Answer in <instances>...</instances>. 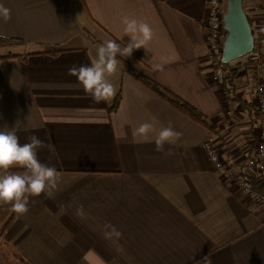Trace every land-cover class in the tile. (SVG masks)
<instances>
[{"label": "crops", "instance_id": "obj_1", "mask_svg": "<svg viewBox=\"0 0 264 264\" xmlns=\"http://www.w3.org/2000/svg\"><path fill=\"white\" fill-rule=\"evenodd\" d=\"M0 3L11 10L10 20L0 18V38L8 40L0 58L21 56L0 59V127L16 126L21 144L38 136L47 145L38 159L59 176V190L30 197L29 211L0 238V264H264V210L236 182L222 180L205 148L219 147L234 170L249 168L258 67L232 63L231 94L215 82L206 0ZM260 8L261 0H244L251 20ZM125 17L148 23L153 36L130 57L117 56V70L107 76L116 94L97 103L68 69L95 62L105 40L125 46ZM126 65L193 105L207 125ZM225 101L235 111L229 128L217 118ZM145 122L153 131L134 135ZM169 125L182 133L165 145L173 155L155 151ZM81 205L83 217L76 214ZM107 225L122 237L105 238Z\"/></svg>", "mask_w": 264, "mask_h": 264}, {"label": "clouds", "instance_id": "obj_2", "mask_svg": "<svg viewBox=\"0 0 264 264\" xmlns=\"http://www.w3.org/2000/svg\"><path fill=\"white\" fill-rule=\"evenodd\" d=\"M0 18L5 22L11 19V10L0 3ZM125 34L130 41L121 46L117 40H105L97 48V59L90 65L72 66L68 74L77 78L83 90L91 93L93 100L97 103L108 99L116 94L115 86L109 82L107 76L117 70V56L130 57L133 50L144 46L153 36L151 26L146 22H138L136 19L125 17ZM161 69V65H156ZM153 131L151 123H142L135 130L134 135L146 136ZM16 126L0 127V170L5 174L0 175V202L11 204L12 210L24 215L29 211L30 197L45 194L52 197L58 191L59 176L53 166L41 163L38 159V150L47 145L36 135L29 138L30 142L21 144L17 134ZM182 133L177 132L169 125L162 127L155 140V151L165 155H173L171 148L165 149V145H171ZM13 167L24 169L22 173L8 172ZM78 216L83 217V206L77 209ZM105 238L115 237L119 239L122 233L115 226L107 225Z\"/></svg>", "mask_w": 264, "mask_h": 264}, {"label": "built area", "instance_id": "obj_3", "mask_svg": "<svg viewBox=\"0 0 264 264\" xmlns=\"http://www.w3.org/2000/svg\"><path fill=\"white\" fill-rule=\"evenodd\" d=\"M206 7L207 15L204 22V32L205 42L209 49L208 57L210 67L213 70L215 82L223 85L224 81L228 79L226 77L228 73L224 69V64L222 63V42L225 38L222 21L224 0H206ZM253 25L255 38L259 39L258 47H261V45H264V0H261V8L258 15L253 20ZM257 33L260 36H257ZM247 58H251L252 61L260 60V53L253 51ZM257 67L259 82L255 86L254 104L259 120L256 129L257 138L254 159L250 162L249 168L264 175V60H262ZM234 117L235 111L233 102L225 101L217 114V118L224 121L223 125L225 128H229V121ZM205 148L215 171L222 180L225 182H236L241 193L250 196L251 199L264 210V193L255 190L253 180L248 171L234 170L230 163L224 159L220 153L219 147H216L213 143H207Z\"/></svg>", "mask_w": 264, "mask_h": 264}, {"label": "trees", "instance_id": "obj_4", "mask_svg": "<svg viewBox=\"0 0 264 264\" xmlns=\"http://www.w3.org/2000/svg\"><path fill=\"white\" fill-rule=\"evenodd\" d=\"M226 1L227 0H225V2ZM250 22L252 23V27H253V21L251 19H250ZM258 40L259 39L256 38V42H258ZM6 41H8V40H4V39L0 38V46L4 45L6 43ZM256 50L261 52L260 53V60L252 61L251 58H247V57L241 58V59L235 61V64H236L235 66L238 67L239 69L245 68L247 70L253 69L256 66H258L262 62V60H264V45H261V47H257ZM17 57H21V56L8 55L6 57H1L0 59L17 58ZM230 65L231 64H226V65L224 64L223 67L225 70L229 71ZM125 69L128 72V74H130L136 80L143 83L146 87H148L150 90H152L153 92L158 94L160 97L166 99L168 102H170L171 104L175 105L176 107H178L179 109L184 111L191 119H193L194 121H196L197 123H199L201 125H205V126L207 125V122H206V119L204 118V116L193 105H191L190 103H188L187 101H185L181 97L177 96L176 94L170 92L169 90H167L166 88L161 86L159 83L154 81L152 78L142 74L141 72H139L135 68H133L129 65H126ZM232 78L233 77H231V80H229V82H227L228 79H226L224 81V83H223L224 90H225L224 92H228L231 94V90L229 89V85H232ZM227 83H228V85H227ZM118 105H119V98H118L116 104L114 105V108H117ZM257 117H259V116H257ZM257 117L255 119H258ZM7 171L8 172L22 173L24 171V169H22L20 167H13ZM247 171L253 180L255 190L264 193V175L258 173L256 170H252L250 168H248ZM3 174H5L4 170H0V175H3ZM16 219H17V213H15L12 210L11 204H5L3 202H0V238H3L8 234V232L10 231L12 226L14 225Z\"/></svg>", "mask_w": 264, "mask_h": 264}, {"label": "water", "instance_id": "obj_5", "mask_svg": "<svg viewBox=\"0 0 264 264\" xmlns=\"http://www.w3.org/2000/svg\"><path fill=\"white\" fill-rule=\"evenodd\" d=\"M222 21L225 31L222 63L230 64L249 56L255 49L256 38L244 0H227Z\"/></svg>", "mask_w": 264, "mask_h": 264}, {"label": "rangeland", "instance_id": "obj_6", "mask_svg": "<svg viewBox=\"0 0 264 264\" xmlns=\"http://www.w3.org/2000/svg\"><path fill=\"white\" fill-rule=\"evenodd\" d=\"M226 8V2H225V0H224V9ZM253 21V20H252ZM255 47L257 48L258 47V42H256L255 43ZM234 63V62H233ZM230 64H232V63H230ZM230 66H232V65H230Z\"/></svg>", "mask_w": 264, "mask_h": 264}, {"label": "bare ground", "instance_id": "obj_7", "mask_svg": "<svg viewBox=\"0 0 264 264\" xmlns=\"http://www.w3.org/2000/svg\"><path fill=\"white\" fill-rule=\"evenodd\" d=\"M254 51L257 52V53H261L260 51H258V50H256V49H254Z\"/></svg>", "mask_w": 264, "mask_h": 264}]
</instances>
